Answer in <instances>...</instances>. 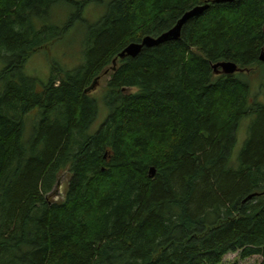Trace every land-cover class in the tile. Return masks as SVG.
<instances>
[{"label": "trees", "instance_id": "16d2710c", "mask_svg": "<svg viewBox=\"0 0 264 264\" xmlns=\"http://www.w3.org/2000/svg\"><path fill=\"white\" fill-rule=\"evenodd\" d=\"M91 1L0 0V264H222L236 253L264 264V102H251L248 75L213 69L264 67V0H112L82 65L53 66L40 90L27 60ZM63 2L77 14L57 27L49 14ZM204 6L177 41L118 58ZM109 74V115L91 135L89 89Z\"/></svg>", "mask_w": 264, "mask_h": 264}, {"label": "rangeland", "instance_id": "374dc122", "mask_svg": "<svg viewBox=\"0 0 264 264\" xmlns=\"http://www.w3.org/2000/svg\"><path fill=\"white\" fill-rule=\"evenodd\" d=\"M81 2L83 0H73ZM112 0H92L81 12L80 20H76L74 25L63 36V38L53 41L30 56L25 64V73L29 77L35 78L38 87L42 90L43 86L48 83L52 75L53 66L66 71H73L83 63V55L85 50V41L88 28L96 23L106 13L108 5ZM77 10L70 4L63 2L54 6L49 14V23L54 26L62 27L72 17L76 16ZM41 23L36 25L40 28ZM63 74V71H61ZM59 74V72H58ZM245 75L249 77L251 86V102H264V67L255 68L249 73L245 71ZM110 74L103 76L97 80L95 86L91 89V96L98 103V115L95 122L89 129V134H95L108 118L109 111L104 102L106 86L110 79ZM94 85V84H93ZM136 89H133L135 91ZM33 117V118H30ZM38 117V110H33L28 116L29 122ZM253 117L249 116L241 120L236 132V144L231 156V165L237 167V159L240 154L244 142L248 137V130L252 123ZM32 128H26V136H29ZM70 175L68 171L61 174L59 184L56 191L55 201L61 202L65 198L68 190V182ZM222 264H262L260 256H254L242 259L239 253L229 254L224 258Z\"/></svg>", "mask_w": 264, "mask_h": 264}, {"label": "water", "instance_id": "95a60500", "mask_svg": "<svg viewBox=\"0 0 264 264\" xmlns=\"http://www.w3.org/2000/svg\"><path fill=\"white\" fill-rule=\"evenodd\" d=\"M236 0H216V3H220V2H227V3H233ZM207 8V6L204 7H196L188 12H186L183 17L178 20V22L175 24V26L165 32L164 34H162L161 36L155 38V37H151V36H147L145 38H143L141 43H132L130 45H128L119 55V59H125L127 57H131L134 58L136 57L144 47L147 48H152V47H156L159 46L163 43L166 42H170V41H177L180 37H181V31H182V27L184 26V24L186 22H188L189 20H191L192 18H194L195 16L201 14L205 9ZM261 61H264V53L261 55L260 57ZM116 64V62H114V65ZM213 69L215 71L216 74H235L238 71H241L238 66L234 63L231 62H224L221 64H217L213 66ZM97 82V80L95 81V83ZM94 85L89 89V92L91 91V89L95 86ZM151 175H155V169L152 168L151 169Z\"/></svg>", "mask_w": 264, "mask_h": 264}]
</instances>
